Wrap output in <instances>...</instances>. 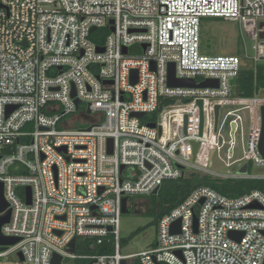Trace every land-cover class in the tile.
<instances>
[{
  "label": "built area",
  "instance_id": "built-area-1",
  "mask_svg": "<svg viewBox=\"0 0 264 264\" xmlns=\"http://www.w3.org/2000/svg\"><path fill=\"white\" fill-rule=\"evenodd\" d=\"M204 18L242 26V58L201 52ZM263 20L264 0H0V184L7 204L0 217L10 211L0 233L18 239L0 246V264L9 256L51 264L54 255L61 264H264L258 190L228 198L195 188L158 219L149 251L122 255L119 235L122 198L131 208L132 196L152 194L166 181L188 174L264 180V172H250L264 170V90L232 95L243 60L264 62ZM243 28L254 37L252 53ZM171 64L176 79L216 80L217 87H169ZM160 105L157 123L131 116ZM191 142L199 144L196 156ZM238 145L237 169L246 166V173L213 171V159L227 167ZM76 238L112 240L114 252L75 255L68 245Z\"/></svg>",
  "mask_w": 264,
  "mask_h": 264
},
{
  "label": "rangeland",
  "instance_id": "rangeland-1",
  "mask_svg": "<svg viewBox=\"0 0 264 264\" xmlns=\"http://www.w3.org/2000/svg\"><path fill=\"white\" fill-rule=\"evenodd\" d=\"M261 22L264 23V20ZM241 29L242 26L238 22L224 21L217 18L202 19L201 52L208 56L237 55L242 58L244 45ZM243 38L248 52L252 53L251 47L254 44V37L244 28ZM262 95L264 96V91ZM223 111L224 108H222ZM244 134L246 136L247 126ZM242 159V150L240 145H238L227 167L213 159L212 170L225 175L236 174L239 172L237 166L243 162ZM250 172L260 174L264 170L250 167ZM161 195L162 192L156 195L149 194L131 197V208H128L126 212L120 215L119 235L121 240L125 241L121 247L122 255L149 251L155 246L158 220L154 213H150V210L157 211ZM137 230L140 231L136 232ZM4 261L7 264H19L14 256L6 257ZM135 261L139 264L137 260L127 261V264H133ZM62 264H75V261L64 260Z\"/></svg>",
  "mask_w": 264,
  "mask_h": 264
},
{
  "label": "trees",
  "instance_id": "trees-1",
  "mask_svg": "<svg viewBox=\"0 0 264 264\" xmlns=\"http://www.w3.org/2000/svg\"><path fill=\"white\" fill-rule=\"evenodd\" d=\"M202 32V23L200 27V40ZM102 45L103 43H98ZM237 56V55H236ZM264 90V62L252 66L250 63L243 60L242 67L238 76L232 81V95L240 97H252ZM171 101H164V104H169ZM160 105L157 111L151 115L147 114L140 121L142 124L157 123L158 115L163 108ZM209 187L216 192L228 198H237L241 195L258 190L264 193V180L253 179H220L210 175L188 174L183 178L166 181L160 187L159 192H162L158 209L150 210L154 213L156 219H160L165 214L176 208L191 192L197 187ZM137 230L136 232H139ZM125 241L120 239V247ZM114 252L112 240L104 242L102 245H96L95 239L76 238L75 248L73 253L82 257H91L97 255H107ZM88 259H77L75 264H89ZM133 264H138L136 261Z\"/></svg>",
  "mask_w": 264,
  "mask_h": 264
},
{
  "label": "water",
  "instance_id": "water-1",
  "mask_svg": "<svg viewBox=\"0 0 264 264\" xmlns=\"http://www.w3.org/2000/svg\"><path fill=\"white\" fill-rule=\"evenodd\" d=\"M264 24H260V38L264 37ZM94 29H92L91 31H93ZM103 48H99L97 49L98 52H103ZM123 53H126V50H123ZM132 74H135V72H133ZM134 76V75H133ZM106 83V82H105ZM167 83L169 87H186V88H194V87H198V88H215L217 87V81L216 80H207L202 82L201 84L196 85L194 83V81L192 80H179L175 78V72H174V65L171 64L169 66V70H168V77H167ZM72 96H74V93L72 94ZM75 104L77 106L78 109V104L79 101L75 100ZM199 105H201V103H198ZM14 108H8L7 112L10 113ZM218 107L216 108V113H217ZM90 111L87 110V114ZM261 113H262V133H261V138H260V151L261 153H263V149H264V108L261 109ZM132 117H136L138 119H142L145 114L144 113H136V114H132ZM151 128H154L155 125L154 124H149L148 125ZM192 145V150H193V156H196V152L198 150L199 144L196 142H191ZM108 146H109V150L108 152L111 153V146H112V141L109 140L108 141ZM61 151L65 152V149H61ZM246 173V166L242 167L239 171V174H245ZM159 189H156L155 191L152 192V195H156L158 193ZM31 202V192L29 188H26V204H30ZM202 202V201H201ZM200 202V203H201ZM7 208V204L5 203L4 199H3V195H2V185L0 184V212H3L5 209ZM127 211L126 208V198H122L121 201V213H124ZM9 213L10 211H7V213L0 217V228L2 225L6 224L9 221ZM196 218H194V229L196 230ZM109 231H111V228H108ZM171 233L172 234H177L179 233V221L176 222L172 227H171ZM241 233H237V232H230L228 234L229 238L239 241L241 238ZM18 239H11V238H5L4 236H2V234L0 233V246H11L14 245L15 243H17ZM75 246V240H72L70 242V244L68 245V248L70 250H73ZM177 255H180V252L177 251L176 252ZM20 256V261L22 262L23 259ZM62 261V257L59 255H54L51 261V264H61ZM121 264H127L125 260L121 261Z\"/></svg>",
  "mask_w": 264,
  "mask_h": 264
}]
</instances>
